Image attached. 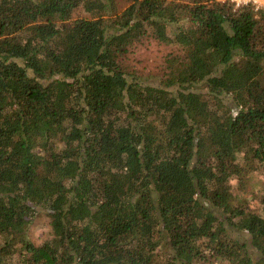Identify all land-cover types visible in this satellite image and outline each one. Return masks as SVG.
I'll return each mask as SVG.
<instances>
[{
    "label": "trees",
    "instance_id": "trees-1",
    "mask_svg": "<svg viewBox=\"0 0 264 264\" xmlns=\"http://www.w3.org/2000/svg\"><path fill=\"white\" fill-rule=\"evenodd\" d=\"M0 264H264V11L0 0Z\"/></svg>",
    "mask_w": 264,
    "mask_h": 264
},
{
    "label": "rangeland",
    "instance_id": "rangeland-1",
    "mask_svg": "<svg viewBox=\"0 0 264 264\" xmlns=\"http://www.w3.org/2000/svg\"><path fill=\"white\" fill-rule=\"evenodd\" d=\"M173 49L158 43L157 41L148 40L129 55V64L133 68L134 78L139 82L154 86L159 85L161 74L166 59ZM48 230L46 218L39 214L30 226V237L32 240L41 244L43 236ZM232 236L249 241L251 237L248 233L239 230H231Z\"/></svg>",
    "mask_w": 264,
    "mask_h": 264
},
{
    "label": "built area",
    "instance_id": "built-area-1",
    "mask_svg": "<svg viewBox=\"0 0 264 264\" xmlns=\"http://www.w3.org/2000/svg\"><path fill=\"white\" fill-rule=\"evenodd\" d=\"M231 2L235 9H239L244 6H253L256 11H264V0H223Z\"/></svg>",
    "mask_w": 264,
    "mask_h": 264
}]
</instances>
